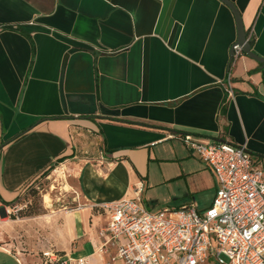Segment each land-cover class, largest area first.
I'll return each instance as SVG.
<instances>
[{"label": "crops", "instance_id": "1", "mask_svg": "<svg viewBox=\"0 0 264 264\" xmlns=\"http://www.w3.org/2000/svg\"><path fill=\"white\" fill-rule=\"evenodd\" d=\"M231 1L264 57V0ZM237 36L221 0H0V264H21V253L43 264L52 250L75 257L86 244L93 251L78 257L92 264L99 239L88 235H97V218L106 222L94 206L133 196L139 185L145 202L154 162L179 165L173 174L161 169L160 183L189 182L192 196L174 195L172 207L207 210L216 176L184 133L246 143L264 173V63L245 52L231 63ZM229 71L234 99L225 91ZM62 157L86 206L6 215ZM206 173L214 192L200 208L191 178ZM22 223L27 231L2 230ZM20 235L35 242L21 245Z\"/></svg>", "mask_w": 264, "mask_h": 264}, {"label": "built area", "instance_id": "2", "mask_svg": "<svg viewBox=\"0 0 264 264\" xmlns=\"http://www.w3.org/2000/svg\"><path fill=\"white\" fill-rule=\"evenodd\" d=\"M247 41L255 39L249 28ZM231 63L243 53L232 45ZM225 91L234 99L229 71ZM185 144L214 172L217 191L211 206L195 204L149 209L142 185L135 195L102 202L94 209L106 216L98 230L97 254L102 264H264V173L253 165L246 143L181 135ZM104 154L101 152V159ZM45 264H91L88 257H73L52 250Z\"/></svg>", "mask_w": 264, "mask_h": 264}, {"label": "rangeland", "instance_id": "3", "mask_svg": "<svg viewBox=\"0 0 264 264\" xmlns=\"http://www.w3.org/2000/svg\"><path fill=\"white\" fill-rule=\"evenodd\" d=\"M178 167L179 165L175 163L161 165L160 167L158 165V162H154L151 167L152 174L154 176L152 177V181H150V185L147 188L148 194H146L145 196V198H147L145 202L149 209L158 210L166 206H175L176 202L173 198L174 195L177 196L181 193L189 196L191 195L189 193V182L185 179L186 177H180L178 180L175 179L174 181L177 182H173L169 185L160 183L162 182L159 179L161 178V169L162 171L164 170L165 172L173 174L178 171ZM194 175L195 176H192L191 178V183L195 188L193 190H195V192L196 190L198 191L197 194L194 195L196 196L197 202L201 206L200 208H206L210 204V200L212 199V195L214 192L213 189L204 187L206 186V184H208V180L210 179L209 173ZM75 177L74 165L71 166L69 164H66V162H56L50 168L47 174L39 175L22 190L17 202L11 204L10 208L7 209L6 215H22L31 211H34L36 213H44L47 212V210L56 209L70 212L72 210H80L81 208H84L86 206V200L83 197L82 193L78 190ZM158 180H160L159 183L157 182ZM46 195L49 198L47 202H45ZM99 218H97L96 220L98 226H96V228H98V230L105 225L102 217ZM28 227H30V223H22L19 224L18 227H16L15 225H9L2 228V230L16 232L22 230L27 231ZM40 233L44 232L42 231ZM88 237H92L93 240L95 239V241L98 242L97 235L95 233L93 235H88ZM32 238L33 236L25 238L23 235H20L19 242L21 245L27 246L35 242V240H33ZM36 238H38V236H36L35 239ZM83 243H88L87 236ZM96 245L98 246L97 243ZM84 248L85 251H83V249L75 251V257L82 256L88 253L90 254L93 251V248L92 246H90V244H86ZM20 258L21 264H35L33 260H35L36 257L34 256L30 257L26 256L25 253H21ZM103 259L104 258L100 257L98 254H91L92 264H100L101 261L103 262ZM45 260L46 258H44V261ZM43 264H45V262H43Z\"/></svg>", "mask_w": 264, "mask_h": 264}, {"label": "water", "instance_id": "4", "mask_svg": "<svg viewBox=\"0 0 264 264\" xmlns=\"http://www.w3.org/2000/svg\"><path fill=\"white\" fill-rule=\"evenodd\" d=\"M221 1L223 3H225L232 10V12L235 16L236 23H237V31H238V36H237L236 42L242 46L243 52L247 53L251 58H253L259 62L264 63V57L257 54L252 49V43L247 41V39H246L247 32H246L245 26L243 24L241 14H240L239 10L237 9V7L235 6V4L233 3V1H231V0H221ZM219 141L225 142L223 140H219ZM0 148H1V146H0ZM4 210H5V208H4Z\"/></svg>", "mask_w": 264, "mask_h": 264}, {"label": "trees", "instance_id": "5", "mask_svg": "<svg viewBox=\"0 0 264 264\" xmlns=\"http://www.w3.org/2000/svg\"><path fill=\"white\" fill-rule=\"evenodd\" d=\"M254 40L251 41V43H253ZM66 159V157H62V158H59L56 162L60 163V162H63L64 160ZM55 164V163H54ZM52 164L48 169H46L43 173H41V175H45L49 172L50 168L54 165ZM10 204V203H9ZM34 214H39V212H34V211H31L29 213H26V214H22V216H29V215H34ZM61 253V252H60Z\"/></svg>", "mask_w": 264, "mask_h": 264}, {"label": "bare ground", "instance_id": "6", "mask_svg": "<svg viewBox=\"0 0 264 264\" xmlns=\"http://www.w3.org/2000/svg\"><path fill=\"white\" fill-rule=\"evenodd\" d=\"M48 199H49V198H48V196L46 195V196H45V202H47V201H48Z\"/></svg>", "mask_w": 264, "mask_h": 264}]
</instances>
